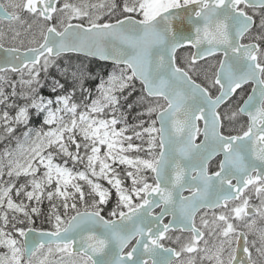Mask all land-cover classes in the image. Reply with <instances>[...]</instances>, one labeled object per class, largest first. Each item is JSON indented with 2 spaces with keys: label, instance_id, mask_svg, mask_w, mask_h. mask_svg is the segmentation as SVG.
I'll return each mask as SVG.
<instances>
[{
  "label": "snow or ice",
  "instance_id": "6c2138e0",
  "mask_svg": "<svg viewBox=\"0 0 264 264\" xmlns=\"http://www.w3.org/2000/svg\"><path fill=\"white\" fill-rule=\"evenodd\" d=\"M0 264H264V0H0Z\"/></svg>",
  "mask_w": 264,
  "mask_h": 264
},
{
  "label": "trees",
  "instance_id": "16d2710c",
  "mask_svg": "<svg viewBox=\"0 0 264 264\" xmlns=\"http://www.w3.org/2000/svg\"><path fill=\"white\" fill-rule=\"evenodd\" d=\"M69 63L75 68L82 69L86 74H89L90 77L94 78V79H88L84 85L86 88H91L93 91L95 90V86L96 84L99 83L100 79L102 78L106 79L108 74L111 73L115 67L113 64L101 62L98 61L97 59H93L87 56L77 55V54L64 55L60 60L61 66ZM50 72L52 74V77H58V72L56 68L50 69ZM128 91L133 92V95L131 96L130 100H135L136 97L140 95V91H141L140 83L138 81H135L134 91L131 88ZM49 92L50 89L45 88L42 94L47 96L49 95ZM136 111H139V108H137ZM134 116H135V112L130 114L129 116L130 122ZM37 224L39 225L40 222L37 221ZM46 226L47 225H45V227Z\"/></svg>",
  "mask_w": 264,
  "mask_h": 264
},
{
  "label": "flooded vegetation",
  "instance_id": "af4514ba",
  "mask_svg": "<svg viewBox=\"0 0 264 264\" xmlns=\"http://www.w3.org/2000/svg\"><path fill=\"white\" fill-rule=\"evenodd\" d=\"M188 51V49H184V50H182V51H180L179 53H178V55H180V56H182V55H184V53H186ZM69 54H73V53H69ZM74 55H76L75 53H74ZM77 55H81V54H77ZM91 58H93V57H91ZM93 59H96V58H93ZM98 60V59H97ZM98 61H100V60H98ZM102 62V61H101ZM210 62V63H209ZM213 61H211V60H209V61H207L206 62V64H211ZM212 168H213V170L215 169V163H213L212 164Z\"/></svg>",
  "mask_w": 264,
  "mask_h": 264
},
{
  "label": "water",
  "instance_id": "95a60500",
  "mask_svg": "<svg viewBox=\"0 0 264 264\" xmlns=\"http://www.w3.org/2000/svg\"><path fill=\"white\" fill-rule=\"evenodd\" d=\"M77 54H82V53H77ZM82 55H85V54H82ZM86 56H88V55H86ZM88 57H93V58H96V59H98V60H100V61H104V62L112 63V61H110V60H102V59H100V58H98V57H95V56H88Z\"/></svg>",
  "mask_w": 264,
  "mask_h": 264
},
{
  "label": "rangeland",
  "instance_id": "374dc122",
  "mask_svg": "<svg viewBox=\"0 0 264 264\" xmlns=\"http://www.w3.org/2000/svg\"><path fill=\"white\" fill-rule=\"evenodd\" d=\"M209 63H210V62H209ZM209 63H208V64H209Z\"/></svg>",
  "mask_w": 264,
  "mask_h": 264
}]
</instances>
